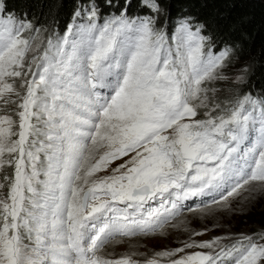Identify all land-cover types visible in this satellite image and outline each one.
I'll list each match as a JSON object with an SVG mask.
<instances>
[{
    "label": "snow or ice",
    "instance_id": "snow-or-ice-1",
    "mask_svg": "<svg viewBox=\"0 0 264 264\" xmlns=\"http://www.w3.org/2000/svg\"><path fill=\"white\" fill-rule=\"evenodd\" d=\"M106 3L107 18L92 0L62 35H42L0 0V172L13 169L0 180V264H139L101 252L162 230L190 199L227 210L264 189V99L221 103L211 87L231 49L214 50L191 17L170 35L160 0L133 15V0ZM158 257L264 264V234L191 240L145 264Z\"/></svg>",
    "mask_w": 264,
    "mask_h": 264
},
{
    "label": "trees",
    "instance_id": "trees-1",
    "mask_svg": "<svg viewBox=\"0 0 264 264\" xmlns=\"http://www.w3.org/2000/svg\"><path fill=\"white\" fill-rule=\"evenodd\" d=\"M6 10L16 17L31 21L34 27L47 29L50 33L63 34L72 22L79 7L92 0H4ZM100 15L107 18L116 8L109 7L106 0H95ZM122 3V0H116ZM159 26L171 35L182 17H191L205 26V34L212 38L214 50L231 49L230 63H244L247 68L242 85H234V101L244 94L264 99V0H160ZM140 0H133L129 14L146 13ZM231 89V88H229ZM7 113V112H5ZM9 114V113H7ZM13 169L6 167L0 175L11 176ZM7 189L3 190L6 194ZM264 234V207L249 215Z\"/></svg>",
    "mask_w": 264,
    "mask_h": 264
},
{
    "label": "rangeland",
    "instance_id": "rangeland-1",
    "mask_svg": "<svg viewBox=\"0 0 264 264\" xmlns=\"http://www.w3.org/2000/svg\"><path fill=\"white\" fill-rule=\"evenodd\" d=\"M44 30L46 31H42V35L51 34L47 29ZM229 59L226 61V66L220 70L224 79L211 83V87L217 90L216 98L221 103L228 102L235 95L236 86L234 85H242L247 73L244 63L231 64ZM238 77L242 79L238 80ZM0 114L7 113L0 112ZM124 159H128V157ZM122 162L123 160L116 161L107 170L101 171L97 175L101 177L110 175L112 167ZM0 180H2L1 175ZM210 200L211 198L197 205H190L189 200L185 201L181 213L175 219H171L162 230L149 235L117 237L105 245L101 255L109 259L130 257L132 260L139 261V264H145L147 260L156 257L157 253L175 250L191 240L206 241L217 236L235 238L239 234H263L258 231V224L249 220L251 213L264 207V189H261L258 184L253 185L250 193L246 192L242 197L232 200L230 209L222 210L218 205L212 203L208 204V208H205V204ZM196 232H204V235L196 236ZM196 250L198 249H186V251ZM158 259L160 264H169L170 258L158 257Z\"/></svg>",
    "mask_w": 264,
    "mask_h": 264
},
{
    "label": "bare ground",
    "instance_id": "bare-ground-1",
    "mask_svg": "<svg viewBox=\"0 0 264 264\" xmlns=\"http://www.w3.org/2000/svg\"><path fill=\"white\" fill-rule=\"evenodd\" d=\"M117 238V237H116ZM119 238V237H118ZM121 239V238H120ZM114 241V240H113ZM117 242V241H116Z\"/></svg>",
    "mask_w": 264,
    "mask_h": 264
}]
</instances>
